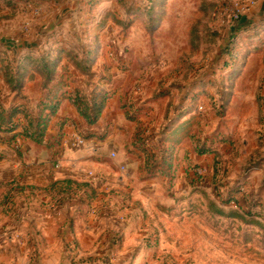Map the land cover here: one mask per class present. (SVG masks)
<instances>
[{"label":"rangeland","instance_id":"obj_1","mask_svg":"<svg viewBox=\"0 0 264 264\" xmlns=\"http://www.w3.org/2000/svg\"><path fill=\"white\" fill-rule=\"evenodd\" d=\"M234 5L249 10L237 34L221 27L219 15ZM255 11L262 20L252 18ZM116 82L128 89L134 82L136 94L151 82L147 96L156 98L175 84L183 89L171 100L174 121L185 117L182 125L166 134L165 111L157 120L146 111L132 139L147 175L169 179L174 169L185 179L167 183L158 205L173 212L164 226L192 244L194 259L176 264H264V0H0V106L23 107L35 117L49 96L110 101ZM31 93L40 99L36 109L2 105L31 100ZM168 99L160 101L165 108ZM79 134L84 142L110 137ZM62 140L59 131L50 147ZM204 151L203 173L196 175L193 156ZM180 184L186 194L178 197L173 188ZM79 187L3 195L0 264H135L116 259L121 248L114 243H83L91 234L81 229L98 221L87 211L103 200L91 202ZM71 200L85 211H72ZM119 222L113 221L125 219Z\"/></svg>","mask_w":264,"mask_h":264},{"label":"crops","instance_id":"obj_2","mask_svg":"<svg viewBox=\"0 0 264 264\" xmlns=\"http://www.w3.org/2000/svg\"><path fill=\"white\" fill-rule=\"evenodd\" d=\"M254 14L256 17H252L253 19L262 20L263 16L261 17L256 11ZM116 83L118 94L106 105L96 125L87 127L69 99H64L51 120V128L43 144L37 145L18 140L15 147L14 143L11 145L0 143V198L8 194L9 190L14 192H17V189L21 191L30 188L40 191L48 188L52 190L70 181L72 184L85 187V189L79 188L84 190L82 195L86 194V197L91 198V202L96 196L103 200L98 208H89L87 211L90 218L94 217L98 221L81 229L84 235L91 234L88 239L86 236L83 237V243L89 238H91L90 242L94 241V244H91L93 247H108L114 243L116 245L113 246L114 248H121L114 255L115 258L133 259L135 264H159L168 261L176 264L190 258L194 259L192 244L185 243L181 237L176 238L177 233H172L167 226H164L165 217L172 215L173 212L168 210L164 212L163 208L158 206L165 195L167 183H173L176 175L177 180L180 179L182 183L185 179L173 172L174 169L169 172V179L160 174L155 177L147 175L144 172V161L142 162L139 153L132 147L133 136L137 133L138 123L141 121L139 117L146 111L151 113L155 120L165 111L163 120L168 125L164 126L163 130L166 134L171 132L174 125L184 123V116L178 117L175 122V111L171 110L173 106L171 100H175L177 96L179 98V92L183 89H180L181 85L175 84L172 90L156 98L153 95L147 96L146 90H149L151 82L138 89L139 94L135 93L137 87L133 86L134 82L129 84V89L126 82ZM130 92H134V95L125 96ZM32 95V93L29 95L31 100H10V103L8 100H3L5 104L2 105L8 106L7 104L17 102L33 108L40 99L36 100V96ZM165 97L169 98L166 108L164 104H160ZM127 104L134 106L133 112L128 109ZM171 121H174L173 124ZM156 129L157 125H153L151 133H157ZM59 131L63 135V145L58 146L61 147L60 149L57 146L50 147ZM82 132L97 136L107 132L110 137L101 143L93 141L87 142L83 147H77L72 138ZM1 138L8 143L12 136L1 135ZM113 154L114 158H112ZM204 158L207 156L194 155L193 160L197 164L195 166H199L202 161L204 164ZM121 167H125V171H122ZM90 174H93L95 181L91 180ZM179 187L185 186L180 184ZM169 200L172 199L169 197ZM76 202L68 201L69 208L75 213L80 210L85 211L86 208ZM117 219L120 222L121 219H125V224H121ZM114 220L120 225H115ZM112 236H116L117 239L111 242Z\"/></svg>","mask_w":264,"mask_h":264},{"label":"trees","instance_id":"obj_3","mask_svg":"<svg viewBox=\"0 0 264 264\" xmlns=\"http://www.w3.org/2000/svg\"><path fill=\"white\" fill-rule=\"evenodd\" d=\"M239 31L240 30H235L236 34ZM64 99L63 96H49V105H43L40 114H34L35 117H33L31 113L29 114L28 110L23 107H19L20 109L18 110L15 108L6 109L4 106H0V143L2 145H11L14 143L15 145L18 143L17 141L20 140L21 142H32L37 145L43 144L51 120L58 112L59 105ZM69 101L87 126L96 125L100 121L104 109L109 103L107 96H105V98L96 96L90 100L76 97V101L72 98H69ZM19 116H22L24 119H22L21 124H15L17 118H21ZM178 117L181 118L183 116ZM24 122L26 124H24ZM6 128L9 129L6 130ZM7 134L12 136V139L8 143L4 142L1 138V135ZM208 154L209 152L204 151V153L202 152L199 155L205 156ZM71 184L72 182L70 181L62 183V185L65 186H70Z\"/></svg>","mask_w":264,"mask_h":264},{"label":"built area","instance_id":"obj_4","mask_svg":"<svg viewBox=\"0 0 264 264\" xmlns=\"http://www.w3.org/2000/svg\"><path fill=\"white\" fill-rule=\"evenodd\" d=\"M248 7L246 6H241V5H234V6H230L228 8L222 9L221 11H219V15L221 16V27L223 29H228V30H237L238 27L241 25L243 18L246 16L245 14L248 13ZM20 122H22L21 119H19ZM80 134H75L73 136V142L74 144L77 145V147H83L84 144H86L87 142H84L81 137L79 136ZM18 142V141H17ZM15 147L16 144H15ZM115 155H112V158H114ZM122 171H125V167H121ZM193 171L196 175H202V171L203 169L200 166H195L193 168ZM90 178L92 181H95V177H93V174H90ZM199 182V178L197 179V184ZM174 190V194L178 195V197L183 196L186 194V188L185 187H177V188H173Z\"/></svg>","mask_w":264,"mask_h":264}]
</instances>
